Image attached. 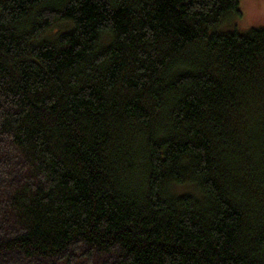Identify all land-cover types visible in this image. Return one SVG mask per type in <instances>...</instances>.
Instances as JSON below:
<instances>
[{
  "label": "trees",
  "instance_id": "1",
  "mask_svg": "<svg viewBox=\"0 0 264 264\" xmlns=\"http://www.w3.org/2000/svg\"><path fill=\"white\" fill-rule=\"evenodd\" d=\"M240 4L0 0V264H264Z\"/></svg>",
  "mask_w": 264,
  "mask_h": 264
},
{
  "label": "rangeland",
  "instance_id": "2",
  "mask_svg": "<svg viewBox=\"0 0 264 264\" xmlns=\"http://www.w3.org/2000/svg\"><path fill=\"white\" fill-rule=\"evenodd\" d=\"M240 13L230 16L222 26L223 29H237L247 32L250 29L264 27V0H240ZM187 190V188H184Z\"/></svg>",
  "mask_w": 264,
  "mask_h": 264
}]
</instances>
